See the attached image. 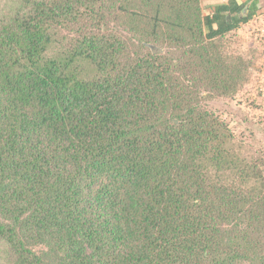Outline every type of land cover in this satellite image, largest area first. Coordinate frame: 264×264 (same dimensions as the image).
<instances>
[{"label": "trees", "instance_id": "16d2710c", "mask_svg": "<svg viewBox=\"0 0 264 264\" xmlns=\"http://www.w3.org/2000/svg\"><path fill=\"white\" fill-rule=\"evenodd\" d=\"M246 6L0 0V264H264Z\"/></svg>", "mask_w": 264, "mask_h": 264}, {"label": "rangeland", "instance_id": "374dc122", "mask_svg": "<svg viewBox=\"0 0 264 264\" xmlns=\"http://www.w3.org/2000/svg\"><path fill=\"white\" fill-rule=\"evenodd\" d=\"M212 3L203 0L205 14ZM230 35L231 50L251 60L248 83L232 100L211 105L239 138L250 141L252 133L254 145L264 148V18H252Z\"/></svg>", "mask_w": 264, "mask_h": 264}, {"label": "crops", "instance_id": "0c3cea01", "mask_svg": "<svg viewBox=\"0 0 264 264\" xmlns=\"http://www.w3.org/2000/svg\"><path fill=\"white\" fill-rule=\"evenodd\" d=\"M228 1L229 0H213V3L209 6H207L208 11L211 12L210 8L212 6L219 5V4H226ZM235 1L238 5L247 4V6L244 9V11H245L244 13H246V11L248 10L249 7H255L257 11L252 18H254V19L264 18V0H257L255 2H250V3H248V0H235ZM202 5H203V0H202ZM208 13H206V14H208ZM260 15H263V16L260 17ZM229 20H230V18H229ZM244 25H246V24H244Z\"/></svg>", "mask_w": 264, "mask_h": 264}, {"label": "water", "instance_id": "95a60500", "mask_svg": "<svg viewBox=\"0 0 264 264\" xmlns=\"http://www.w3.org/2000/svg\"><path fill=\"white\" fill-rule=\"evenodd\" d=\"M243 12H245V11H243ZM227 20L229 21V17H227Z\"/></svg>", "mask_w": 264, "mask_h": 264}]
</instances>
